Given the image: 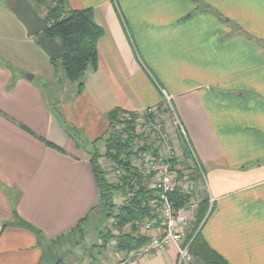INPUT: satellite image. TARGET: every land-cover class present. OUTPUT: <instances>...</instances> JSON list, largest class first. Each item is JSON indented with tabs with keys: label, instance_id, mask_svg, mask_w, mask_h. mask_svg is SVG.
Wrapping results in <instances>:
<instances>
[{
	"label": "crops",
	"instance_id": "1",
	"mask_svg": "<svg viewBox=\"0 0 264 264\" xmlns=\"http://www.w3.org/2000/svg\"><path fill=\"white\" fill-rule=\"evenodd\" d=\"M13 1L0 0V264L61 261L47 257L49 242L78 228L99 201L89 157L103 150L94 142L108 113L160 104L163 92L215 198L198 231L228 264H264V0H66L91 9L103 31L81 91L18 66L11 46L51 59ZM178 147L188 160L189 147ZM101 237L111 244L67 264H116L123 252L109 229ZM176 255L169 244L127 264H175ZM190 264L204 262L192 254Z\"/></svg>",
	"mask_w": 264,
	"mask_h": 264
},
{
	"label": "built area",
	"instance_id": "2",
	"mask_svg": "<svg viewBox=\"0 0 264 264\" xmlns=\"http://www.w3.org/2000/svg\"><path fill=\"white\" fill-rule=\"evenodd\" d=\"M110 137H118L123 142L120 159L126 153L129 156L128 165L123 164L107 155L114 154L113 149L106 150L103 147L101 154L102 162H106L108 168L105 170L107 179L123 186L124 176L129 178V173L132 176L136 173L135 177L129 179L136 180L140 176L142 185L152 190L144 201L149 207V214L139 222L140 232L146 235L147 241L127 252L116 264H127L132 257L140 259L160 253L169 244L177 246L175 264H190V245L201 226L189 237L186 236L198 204L196 184L201 182L207 190L208 212L215 198L209 193L202 167L190 150L185 128L172 105L170 95L163 92L162 102L157 105L118 112L108 127L105 140ZM180 144L189 147L188 160L178 150ZM171 193L186 196L185 204L176 208ZM131 195L132 192L127 197ZM114 197L119 200L118 206L127 198L120 193Z\"/></svg>",
	"mask_w": 264,
	"mask_h": 264
},
{
	"label": "trees",
	"instance_id": "3",
	"mask_svg": "<svg viewBox=\"0 0 264 264\" xmlns=\"http://www.w3.org/2000/svg\"><path fill=\"white\" fill-rule=\"evenodd\" d=\"M43 17L48 23L47 28L44 30V34L47 37L55 38L63 47V55L59 61L65 79L75 82L77 91H81L86 71L96 67V45L99 37L102 35V28L94 22L91 9L70 8L66 0H55L53 5L50 4L46 8ZM117 113L118 110H112L108 113L110 125ZM122 144L123 142L120 138L110 137L108 140H105L104 147L106 150H114V154H107L113 160H118L128 165L129 154H124L122 160L120 159ZM101 156L102 154L93 153L89 157L91 171L99 192L98 204L92 207L90 212L96 210L98 205H104L109 210L107 216L111 217L114 222L112 225L119 228L129 224L133 232L137 231L140 220L144 219L149 214V207L144 201L148 198L149 194L152 193V190L142 185V178L140 176H137L136 180H130L129 178L133 175L132 173L127 175L129 178L124 176L125 179H123L125 180V184L123 186L111 182L107 179L106 171L100 162ZM134 175L136 176L137 174L135 173ZM131 192L132 195L127 197L128 193ZM116 193H120L127 198L124 199L123 203L117 206V211L113 213L110 211L115 204H110V202L113 200ZM170 197L174 201L176 208L183 206L187 199L186 196L178 193H171ZM207 211V195L204 190H201L199 192V201L194 216L195 218L193 222H191L187 234L188 237L196 230L197 226L206 216ZM87 217L88 216H85L77 226L81 233L83 232L81 226ZM24 225L34 230L31 224L24 222ZM34 232L38 237L41 236V232L38 229L34 230ZM113 238L116 249L122 252L134 250L147 241V237L142 235L141 232L140 235L131 232H122L118 236L114 235ZM190 251L192 254L200 257L204 264H228L220 254L208 245L201 236L200 231L196 232L190 245ZM54 264H62V262L56 261Z\"/></svg>",
	"mask_w": 264,
	"mask_h": 264
},
{
	"label": "rangeland",
	"instance_id": "4",
	"mask_svg": "<svg viewBox=\"0 0 264 264\" xmlns=\"http://www.w3.org/2000/svg\"><path fill=\"white\" fill-rule=\"evenodd\" d=\"M31 3H33L40 8V10H43L45 13L46 8L53 3H55V0H30ZM44 13L42 15H44ZM1 19V15H0ZM4 21L1 22L3 25L7 24V21H5V18H3ZM6 22V24H4ZM8 24H10L8 22ZM4 27V26H3ZM7 26L5 27L6 30ZM8 30H6L7 32ZM12 34V33H11ZM20 42V41H18ZM26 47L27 51L24 53V47ZM18 47H21L20 50L24 53H21V51H18ZM18 47L11 46V49H14L16 52V61L18 62V66L21 67L22 65H27L28 68H35L38 71H40L39 76H42L44 79H50V81L53 84H56L59 79H61V83L59 85H63L65 87L72 86L74 82H71L67 79H64L63 76V70L60 64L59 60L55 61H42L37 57V54L34 53L30 48L28 49V45H19ZM24 55V56H23ZM18 71V70H17ZM41 74V75H40ZM36 82H39V77H37ZM72 84V85H71ZM76 84V83H75ZM108 135V130L106 131L103 139H97L94 144L96 145L97 149L100 152V147H103L104 141ZM102 157V156H101ZM100 157V158H101ZM103 158V157H102ZM100 162L102 163V166L105 170H107V164L106 162L103 164L102 160L100 159ZM106 167V168H105ZM198 190L201 191V187H198ZM199 193V192H198ZM199 201V196L197 198ZM113 206L112 210L110 212L115 213L117 211L118 206V198L113 197V200H111ZM108 209L104 205H98L96 210L92 212V216L90 218H86L83 222L84 229L81 233L78 228L75 230H72L70 232L67 231L66 234L62 235V237L58 238L57 240L52 241V244L49 242V249L46 250V255L48 258H53L58 256V258L61 259V262H65L62 264H67V261L76 260L78 258H81L82 253H89L91 252L94 254V248L95 247H102L105 246V241H103V232L106 229H109V233H111V236L114 237V235L118 236L120 233L124 232H131L134 234L140 235V226L138 224L137 231H132L129 224L124 225L122 227L117 228L116 226L112 225L114 224L112 222V218L107 216ZM195 217H193L192 221ZM189 229H187L186 236L189 232ZM104 230V231H103ZM114 230V231H113ZM114 232V233H113ZM188 237V236H187ZM100 239V240H99ZM102 241V243H101ZM111 244V243H110ZM109 244V245H110ZM114 244V243H113ZM99 245V246H97ZM114 249H116L114 244ZM117 250V249H116ZM129 252V251H128ZM127 252H123L124 255H126ZM54 261V260H52ZM76 263V262H75Z\"/></svg>",
	"mask_w": 264,
	"mask_h": 264
},
{
	"label": "water",
	"instance_id": "5",
	"mask_svg": "<svg viewBox=\"0 0 264 264\" xmlns=\"http://www.w3.org/2000/svg\"><path fill=\"white\" fill-rule=\"evenodd\" d=\"M11 10L25 27L27 35L35 37L38 46L51 60H59L62 57V45L55 38L47 37L44 34V30L48 26L47 20L37 12L28 0L13 1ZM26 78L32 79V76L27 75Z\"/></svg>",
	"mask_w": 264,
	"mask_h": 264
}]
</instances>
